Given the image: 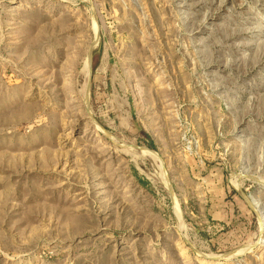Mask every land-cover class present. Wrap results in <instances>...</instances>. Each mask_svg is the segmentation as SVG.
<instances>
[{
  "label": "rangeland",
  "instance_id": "1",
  "mask_svg": "<svg viewBox=\"0 0 264 264\" xmlns=\"http://www.w3.org/2000/svg\"><path fill=\"white\" fill-rule=\"evenodd\" d=\"M215 258L264 264V0H0V264Z\"/></svg>",
  "mask_w": 264,
  "mask_h": 264
},
{
  "label": "bare ground",
  "instance_id": "2",
  "mask_svg": "<svg viewBox=\"0 0 264 264\" xmlns=\"http://www.w3.org/2000/svg\"><path fill=\"white\" fill-rule=\"evenodd\" d=\"M87 64H89V63H87ZM85 66H86V64H85ZM87 67V66H86ZM85 70H86V68H85ZM86 74V73H85ZM89 76V75H88ZM72 92H74L73 91V89L70 87L69 88V90H68V93H72ZM84 92V91H83ZM84 95V94H83ZM71 101H69V103H70ZM129 147V146H128ZM133 150H134V148H133ZM141 152H143V151H141ZM143 154H145V151L143 152ZM146 154H148V153H146ZM152 154V153H151ZM150 154V155H151ZM217 258V257H216ZM216 258L215 259H211V260H204L203 261V264H217V261H216Z\"/></svg>",
  "mask_w": 264,
  "mask_h": 264
}]
</instances>
